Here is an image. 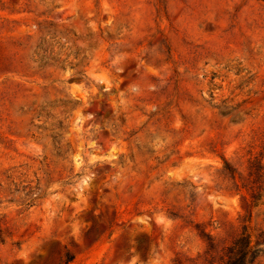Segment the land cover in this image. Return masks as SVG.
I'll list each match as a JSON object with an SVG mask.
<instances>
[{"label":"rangeland","instance_id":"rangeland-1","mask_svg":"<svg viewBox=\"0 0 264 264\" xmlns=\"http://www.w3.org/2000/svg\"><path fill=\"white\" fill-rule=\"evenodd\" d=\"M243 250L264 264V0H0V264Z\"/></svg>","mask_w":264,"mask_h":264},{"label":"trees","instance_id":"trees-1","mask_svg":"<svg viewBox=\"0 0 264 264\" xmlns=\"http://www.w3.org/2000/svg\"><path fill=\"white\" fill-rule=\"evenodd\" d=\"M239 253L241 255L238 258H236V259H234L232 261H229L227 264H249V262H246V259H245L246 258V255H247V251L245 252V250H243V251H241ZM71 259L72 258L66 256L65 263H68Z\"/></svg>","mask_w":264,"mask_h":264}]
</instances>
